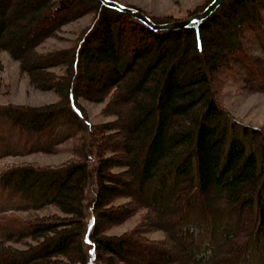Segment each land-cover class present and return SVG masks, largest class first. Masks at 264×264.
I'll use <instances>...</instances> for the list:
<instances>
[{
    "label": "trees",
    "instance_id": "1",
    "mask_svg": "<svg viewBox=\"0 0 264 264\" xmlns=\"http://www.w3.org/2000/svg\"><path fill=\"white\" fill-rule=\"evenodd\" d=\"M81 10L94 14L82 40L39 49ZM0 50L34 86L59 96L0 103V160L74 141L58 165L0 167V201L10 203L0 208V264H87L85 235L103 264H251L254 251L264 264V130L224 107L217 85L226 70L227 79L264 90V0H224L201 21L161 30L100 0H0ZM88 95L116 104V119L102 126L114 129L109 135H98L82 107ZM49 207L57 212L36 213ZM140 210L142 221L122 234L98 226ZM153 230L164 238L145 235ZM133 245L141 260L129 257Z\"/></svg>",
    "mask_w": 264,
    "mask_h": 264
},
{
    "label": "rangeland",
    "instance_id": "2",
    "mask_svg": "<svg viewBox=\"0 0 264 264\" xmlns=\"http://www.w3.org/2000/svg\"><path fill=\"white\" fill-rule=\"evenodd\" d=\"M122 4H131L140 8L142 11L147 12L155 16L163 17L161 20H169L168 22L182 20L190 17L191 15L201 12L205 9V6L209 4L210 0H117ZM13 11V8H9ZM81 10L76 13L74 18L68 20L62 25L61 29L57 31L56 36L47 38L39 46L40 50H53V49H65L72 47L80 39L82 40L85 30L90 27V24L94 21V14L92 12H84ZM82 12V13H81ZM78 15V16H77ZM164 22V23H168ZM0 103H18L27 105H40L44 103L54 102L59 99L57 92L54 90L41 89L34 86L29 77L23 74L20 70L19 60L13 58L6 50H0ZM237 70L240 72L242 66L240 62H237ZM89 66L85 63L82 72L87 70ZM106 68L105 65H98L97 71H102ZM61 69V70H60ZM95 69V68H94ZM57 72L61 73L62 68H55ZM226 70L218 72L219 97L224 107H226L232 114L245 123L251 124L256 127H260L264 130V90H251L246 84L244 79L233 80L227 79ZM83 80V79H82ZM85 81L81 82L79 90L85 95L86 93ZM104 91V90H103ZM96 97L81 98V105L87 111L90 122L95 127L98 135H109L114 129L105 130V124H108L116 119V116L111 113L117 109L116 104L110 101V95L103 100ZM101 95H99L100 97ZM119 124V123H118ZM118 124L114 125L117 126ZM113 126V125H112ZM118 149L121 155H124L123 144L126 143L127 138L125 132L121 131L116 135ZM106 141V140H105ZM73 140L61 144L59 150L55 153H32L18 156H8L0 160V167L4 165H10L15 163L35 162L41 165H58L71 157ZM106 143V142H105ZM109 141L107 140L108 144ZM110 144V143H109ZM97 186L95 183H91L87 194L86 205V221L88 232L93 230L94 225V213L92 212V202L96 195ZM127 198H119L114 201L115 204H124ZM7 203L5 199L0 201V208H6L10 203ZM57 212L54 207L40 210L36 213L48 214ZM10 213V212H9ZM26 211L15 212L16 216L26 215ZM145 210H140L132 214H126V218L123 220H107L99 223L98 226L102 228L104 234H122L125 231L135 228L143 218ZM8 217L11 214H7ZM17 219V218H16ZM101 222V221H100ZM148 238L163 239L164 232L162 230H153L147 232ZM85 235V249L88 253L87 264H103L95 259V255L92 249V245ZM30 241V240H26ZM14 246L24 248L23 243H13ZM255 251L252 257V263L256 264L257 260ZM129 257L132 259H142L140 253L137 251V246L133 245V250L130 252Z\"/></svg>",
    "mask_w": 264,
    "mask_h": 264
},
{
    "label": "water",
    "instance_id": "3",
    "mask_svg": "<svg viewBox=\"0 0 264 264\" xmlns=\"http://www.w3.org/2000/svg\"><path fill=\"white\" fill-rule=\"evenodd\" d=\"M103 4L112 6L120 11L126 12L131 16L141 20L156 30L161 29H178L190 25L193 22L201 21L213 13L224 0H212L203 11L197 12L190 17L182 20L168 23H155L144 11L134 6L124 5L117 0H100Z\"/></svg>",
    "mask_w": 264,
    "mask_h": 264
}]
</instances>
